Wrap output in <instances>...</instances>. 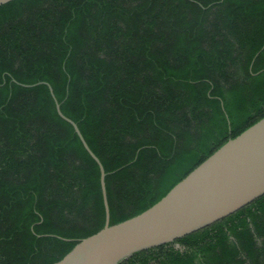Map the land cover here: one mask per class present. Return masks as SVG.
Masks as SVG:
<instances>
[{
	"label": "trees",
	"instance_id": "16d2710c",
	"mask_svg": "<svg viewBox=\"0 0 264 264\" xmlns=\"http://www.w3.org/2000/svg\"><path fill=\"white\" fill-rule=\"evenodd\" d=\"M264 117V0L0 5V264H57ZM24 84H36L26 86ZM119 264H264V195Z\"/></svg>",
	"mask_w": 264,
	"mask_h": 264
},
{
	"label": "water",
	"instance_id": "95a60500",
	"mask_svg": "<svg viewBox=\"0 0 264 264\" xmlns=\"http://www.w3.org/2000/svg\"><path fill=\"white\" fill-rule=\"evenodd\" d=\"M9 1L0 0V5ZM41 83L49 86L58 114L72 124L98 163L106 212L105 226L82 238L57 264H119L138 251L174 242L222 220L264 195L263 117L219 147L151 207L111 225L104 165L77 122L62 111L51 84H36Z\"/></svg>",
	"mask_w": 264,
	"mask_h": 264
}]
</instances>
